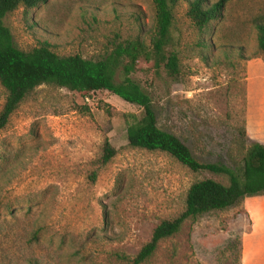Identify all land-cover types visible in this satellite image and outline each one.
<instances>
[{"label": "rangeland", "instance_id": "1", "mask_svg": "<svg viewBox=\"0 0 264 264\" xmlns=\"http://www.w3.org/2000/svg\"><path fill=\"white\" fill-rule=\"evenodd\" d=\"M187 1L174 10L179 77L143 59L130 76L150 94L159 127L199 161L235 166L247 147L246 60L264 59L252 25L264 0H229L203 32L186 17ZM5 24L21 50L47 40L59 55L98 59L126 40L148 45L155 9L152 0H46L19 6ZM5 95L0 86V110ZM140 112L106 90L42 84L23 99L0 129V264H126L184 209L191 183L223 181L130 147L129 115ZM105 139L116 153L100 166ZM142 264H264V194L186 220Z\"/></svg>", "mask_w": 264, "mask_h": 264}, {"label": "trees", "instance_id": "2", "mask_svg": "<svg viewBox=\"0 0 264 264\" xmlns=\"http://www.w3.org/2000/svg\"><path fill=\"white\" fill-rule=\"evenodd\" d=\"M45 1L0 0V86L6 92L0 110V129L23 99L42 84L64 87L82 95L106 90L141 109L139 115H129L126 139L130 147L164 152L193 172H209L223 179L203 178L191 183L185 193L184 209L176 217L162 220L153 229L150 239L126 264H142L159 242L177 233L186 220L230 208L245 197L264 194V143L251 140L242 128L241 136L247 147L238 165L201 162L178 135L159 127L150 94L130 76L136 71L137 62L143 59L152 61L153 67L164 70L168 77H179L181 64L173 34L178 0H152L155 29L148 45L140 38L126 40L98 59L79 54L59 55L47 40L27 51L14 44L5 24L6 16L19 6L31 8ZM228 1L188 0L185 15L194 29L203 32L210 22L222 17ZM252 25L257 34L258 50L264 53V14L254 16ZM115 153L105 139L98 165L108 163ZM92 177L94 179L95 173Z\"/></svg>", "mask_w": 264, "mask_h": 264}, {"label": "crops", "instance_id": "3", "mask_svg": "<svg viewBox=\"0 0 264 264\" xmlns=\"http://www.w3.org/2000/svg\"><path fill=\"white\" fill-rule=\"evenodd\" d=\"M245 129L250 139L264 143V59L246 60Z\"/></svg>", "mask_w": 264, "mask_h": 264}]
</instances>
